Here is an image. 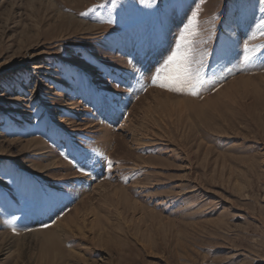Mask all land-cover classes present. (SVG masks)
Returning a JSON list of instances; mask_svg holds the SVG:
<instances>
[{"label":"rangeland","instance_id":"374dc122","mask_svg":"<svg viewBox=\"0 0 264 264\" xmlns=\"http://www.w3.org/2000/svg\"><path fill=\"white\" fill-rule=\"evenodd\" d=\"M197 7L205 83L151 86ZM262 19L264 0H0V264H264V52L240 54Z\"/></svg>","mask_w":264,"mask_h":264},{"label":"snow or ice","instance_id":"6c2138e0","mask_svg":"<svg viewBox=\"0 0 264 264\" xmlns=\"http://www.w3.org/2000/svg\"><path fill=\"white\" fill-rule=\"evenodd\" d=\"M89 11L92 12L94 9L90 8ZM198 17L199 8L197 7L191 11L186 19V23L179 30L175 45L170 54L158 67L152 70L149 77L151 86L159 87L169 92L187 93L190 95L198 94L199 89L205 83L203 68L207 55L204 51L197 52L195 47V37L199 34ZM108 22L110 23L111 20ZM257 36L264 38V19L255 26V31H250L248 39H256ZM257 50L264 52V44H258L254 48L243 44L240 54L243 56L245 62H247L252 59V55ZM143 80L144 76L142 74L133 71L131 73V82L126 86L130 89L138 86L136 87L137 91L146 90L142 83ZM73 162L76 163L74 160ZM107 163L110 167L111 162L108 161ZM86 165L87 157L84 164H81L78 170L83 172Z\"/></svg>","mask_w":264,"mask_h":264},{"label":"bare ground","instance_id":"6f19581e","mask_svg":"<svg viewBox=\"0 0 264 264\" xmlns=\"http://www.w3.org/2000/svg\"><path fill=\"white\" fill-rule=\"evenodd\" d=\"M166 20V19H165ZM37 53V52H36ZM35 56H37V54H31L30 56H29V58H33V57H35ZM160 62V61H159ZM143 74V73H142ZM182 100V99H181ZM70 103V102H69ZM96 121V120H95ZM95 124H97V123H95ZM99 127V126H98ZM104 127V126H103ZM96 128V127H95ZM105 129H108L109 131H111L110 129H109V127L107 128V126H105L104 127ZM96 130H97V128H96ZM95 130V131H96ZM99 130V129H98ZM108 130H107V133H106V135H105V138H107V139H110V137H111V133H109L108 132ZM100 131H101V129H100ZM113 133V132H112ZM99 134V133H98ZM135 134V133H134ZM100 135V134H99ZM103 135V134H102ZM94 136H96V135H94ZM103 140V139H102ZM100 141V140H99ZM109 142V141H108ZM88 143V142H87ZM109 144V143H108ZM110 145V144H109ZM109 151V150H108ZM87 173V172H86ZM89 181V180H88ZM51 215V214H50ZM58 224V223H57ZM55 225V224H54ZM52 227V226H51ZM37 232V231H36ZM57 234H56V232H54V233H51V234H49V239L47 238V240H48V242H51L53 239H54V236H56ZM44 241H46V239H44ZM42 242V241H41ZM52 252V251H51ZM53 253V252H52Z\"/></svg>","mask_w":264,"mask_h":264}]
</instances>
